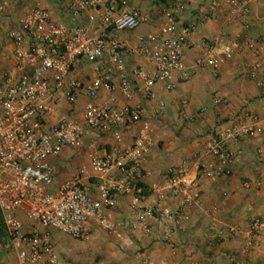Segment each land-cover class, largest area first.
<instances>
[{
	"label": "built area",
	"instance_id": "built-area-1",
	"mask_svg": "<svg viewBox=\"0 0 264 264\" xmlns=\"http://www.w3.org/2000/svg\"><path fill=\"white\" fill-rule=\"evenodd\" d=\"M58 15L65 21L54 22L49 11L39 3L18 20L6 26L0 21V49L12 60V72L0 81V219L3 237L0 251L12 254L16 264H61L57 258L48 230H55L75 241L87 238V228L114 235L120 229L109 214L117 205L118 197L128 198V216L123 225L138 229L158 244L171 248L172 234L186 221V208L199 197L195 176L181 167H172L158 185L143 187L140 168L152 141V131L139 108L113 104L110 96L105 104L96 103L99 92L112 95L118 91L130 98L134 93L145 99L152 97L156 82L172 88L174 74L180 81L189 80L183 68V50L188 46L195 22L182 23L179 19L184 0H173L162 10L163 22L153 34L140 36L136 46L109 39V31L136 29L145 20L127 8L128 0H51ZM232 9L244 13L246 0H226ZM8 7L0 0V18ZM204 49L195 60L196 66L213 70L237 51L236 42L212 39L203 42ZM123 54L145 58L150 71L130 69L128 74L112 82V72L122 67ZM91 66L85 82L69 81V73L82 65ZM258 65L253 67L256 70ZM85 94L80 120L59 115L54 124L44 123V117L57 104L60 95L68 106H73L79 94ZM139 124L129 146L119 148L120 131ZM253 124H244L232 117L217 124L215 133L205 146V155L213 166L197 164L201 173L210 179L228 177L241 151L235 146L253 135ZM99 132L110 134L115 149L99 155L94 140L87 145L89 162L80 166L75 175L53 187V171L49 160L61 148H79L83 139ZM264 150V142L256 149ZM93 185L97 198L91 195ZM148 194L155 201L144 204ZM167 198H177L175 208L165 204ZM18 216L23 217L24 225ZM229 236L238 231L226 227ZM211 238L222 230L214 222L208 226ZM264 236V214L250 220L245 235V246ZM228 262L236 263L231 256ZM0 264H10L0 257Z\"/></svg>",
	"mask_w": 264,
	"mask_h": 264
},
{
	"label": "crops",
	"instance_id": "crops-1",
	"mask_svg": "<svg viewBox=\"0 0 264 264\" xmlns=\"http://www.w3.org/2000/svg\"><path fill=\"white\" fill-rule=\"evenodd\" d=\"M172 1L128 0L127 8L144 16L145 20L132 31H109L108 38L134 48L138 37L156 32L163 22L162 10ZM246 1V10L240 13L226 0H184L179 19L182 23L195 22L188 46L183 50V68L189 74V80L180 81L174 74L172 88L156 82L148 100L137 93L125 98L118 91L112 95L101 91L96 98L98 104H105L111 96L118 108H139L142 118L149 122L152 141L140 168L139 182L143 187L160 184L172 167L183 166L196 177L198 200L186 208L187 219L172 234L171 248L158 244L136 228L124 226L123 221L129 213L128 198L118 197L116 207L109 212L121 224L114 235L90 226L87 238L75 241L48 230L61 264H264V236L255 238L249 247L244 242L250 220L264 214V150L255 153L264 142V0ZM7 2L8 7L0 18L2 26L23 17L36 3L49 11L52 21H65L51 0ZM212 39L236 42L238 49L215 70L196 66L195 60L204 49L203 42ZM256 64L258 68L253 70ZM133 68L151 70L145 58L123 54L121 70L112 72V82L117 83L120 76ZM6 72H12V60L0 49V81ZM90 75V65L73 69L63 89L69 81L85 82ZM87 101L81 93L75 104L68 106L60 95L57 104L45 115L44 123L54 124L59 115L80 120ZM232 117L239 118L244 124H253L255 131L235 144L241 155L232 174L210 179L197 169V164L213 166L204 153L205 146L217 124ZM138 129V123L123 128L118 147L129 146ZM92 140L98 146L99 155L110 154L116 147L109 133L99 132L94 137L84 138L77 149L61 148L59 154L49 160L53 187L71 179L80 166L88 164L90 150L87 145ZM90 191L97 198L93 185H90ZM153 201L155 195L148 194L144 204ZM177 203V198H167L165 202L170 208H175ZM18 218L27 224L23 217ZM211 222L222 230L214 239L208 232ZM233 226L238 231L229 236L224 230ZM0 237H3V231ZM228 256L236 263L228 262ZM0 257L16 264L12 254L5 255L0 251Z\"/></svg>",
	"mask_w": 264,
	"mask_h": 264
},
{
	"label": "trees",
	"instance_id": "trees-1",
	"mask_svg": "<svg viewBox=\"0 0 264 264\" xmlns=\"http://www.w3.org/2000/svg\"><path fill=\"white\" fill-rule=\"evenodd\" d=\"M2 231H3V229H2V226H1V219H0V234H2Z\"/></svg>",
	"mask_w": 264,
	"mask_h": 264
},
{
	"label": "rangeland",
	"instance_id": "rangeland-1",
	"mask_svg": "<svg viewBox=\"0 0 264 264\" xmlns=\"http://www.w3.org/2000/svg\"><path fill=\"white\" fill-rule=\"evenodd\" d=\"M4 51H6V50H4ZM7 52V51H6Z\"/></svg>",
	"mask_w": 264,
	"mask_h": 264
}]
</instances>
